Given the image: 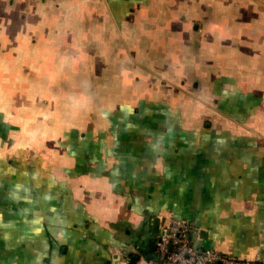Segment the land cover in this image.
<instances>
[{"label":"crops","instance_id":"1","mask_svg":"<svg viewBox=\"0 0 264 264\" xmlns=\"http://www.w3.org/2000/svg\"><path fill=\"white\" fill-rule=\"evenodd\" d=\"M155 218L264 264V0H0V264H151Z\"/></svg>","mask_w":264,"mask_h":264},{"label":"built area","instance_id":"2","mask_svg":"<svg viewBox=\"0 0 264 264\" xmlns=\"http://www.w3.org/2000/svg\"><path fill=\"white\" fill-rule=\"evenodd\" d=\"M192 231L193 227L184 219H169L162 223L154 234L155 256L151 264L241 263L231 255L212 249H198L190 241Z\"/></svg>","mask_w":264,"mask_h":264},{"label":"water","instance_id":"3","mask_svg":"<svg viewBox=\"0 0 264 264\" xmlns=\"http://www.w3.org/2000/svg\"><path fill=\"white\" fill-rule=\"evenodd\" d=\"M157 229H158V219L155 218L154 221H153V233H156L157 232ZM151 248H152V250H155V240H153L151 242ZM132 262H135V258L132 259ZM109 263L110 262L107 261L106 264H109ZM218 264H220V263H218Z\"/></svg>","mask_w":264,"mask_h":264},{"label":"rangeland","instance_id":"4","mask_svg":"<svg viewBox=\"0 0 264 264\" xmlns=\"http://www.w3.org/2000/svg\"><path fill=\"white\" fill-rule=\"evenodd\" d=\"M76 52V51H75Z\"/></svg>","mask_w":264,"mask_h":264}]
</instances>
